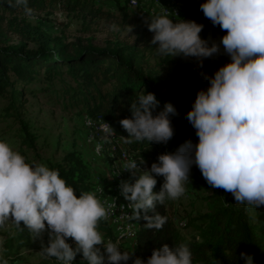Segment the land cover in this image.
<instances>
[{
	"label": "clouds",
	"instance_id": "clouds-1",
	"mask_svg": "<svg viewBox=\"0 0 264 264\" xmlns=\"http://www.w3.org/2000/svg\"><path fill=\"white\" fill-rule=\"evenodd\" d=\"M13 6L32 14L29 0H14ZM200 10L225 32L218 41L201 37L203 24L179 18L165 7L147 12L145 18L153 33L150 43L156 45L152 49L162 57L194 59L201 67L214 56L229 57L204 77L208 86L196 93L186 114L198 142L187 140L175 152L159 154L150 168L141 167L146 164L142 157L128 159L122 166L134 177L119 185L132 210L129 218H143L149 230L159 231L167 223L168 218L156 208L185 195L193 165L209 186L231 193L236 204L255 210L264 206V0H204ZM127 28L133 31V26ZM157 105L152 92L143 89L135 96L130 118L119 121L127 132L122 136L125 143L167 144L173 138L172 118L179 113L169 102L154 114ZM86 123L93 126L92 119ZM98 128L102 143H109L116 134L104 120ZM101 150L102 144L97 143L95 151L100 154ZM157 177L163 178L158 192L154 191ZM76 191L58 169L27 162L0 139V231L10 225L23 229V222L32 240L41 242L40 255L60 264H73L78 254L85 264H128L129 260L132 264H194L187 242L172 247L165 243L147 259H132L133 251L122 249L119 240L106 241L99 230L100 221H108L114 205L106 207L96 191H79V196ZM4 244L0 236V264H8ZM240 258L244 264H255L252 254L241 252Z\"/></svg>",
	"mask_w": 264,
	"mask_h": 264
},
{
	"label": "trees",
	"instance_id": "trees-1",
	"mask_svg": "<svg viewBox=\"0 0 264 264\" xmlns=\"http://www.w3.org/2000/svg\"><path fill=\"white\" fill-rule=\"evenodd\" d=\"M182 4V19L194 20L203 24L200 33L202 38L218 41L225 32L219 26H213L210 20L205 18L200 10V4L204 0H176ZM120 4L115 0L117 14L102 10L95 5V0H29V7L33 10L31 15L44 14L59 11L66 14H76L85 21L90 19L113 20L116 16L118 24L123 27L133 26V32L138 34V40L134 47L120 46L97 47L92 44L85 46L68 43L52 37L39 26H32L26 19L22 7L13 6L14 0H0V95L7 89L11 94H23L24 86L40 77L48 80L55 77L67 76L75 83L74 88L65 91L67 106L70 108H84L88 119L106 121L115 130V137L123 139L127 132L119 121L130 118L129 111L132 101L143 89L155 94L158 105L154 114L164 108L166 103H172L179 115L172 118L174 136L166 144L168 152L176 149L187 140H198L194 128L186 119L193 100L175 87L178 76L161 78L153 70L145 58V50H139V46H150V31L138 20H132L128 12L129 0ZM29 45L33 47L30 48ZM214 58H209L203 66H194L188 62L182 69L185 75L187 87H192L202 82L211 70ZM42 72V74H40ZM14 77L15 84L10 81ZM20 85L21 91L15 89ZM102 136V135H101ZM113 141V140H111ZM30 143V142H29ZM128 144V143H126ZM161 145L147 142L128 144L130 152L125 151L132 159L146 161L145 166L151 167L156 162ZM123 154L120 151L118 160ZM48 167L58 169L62 178L79 191H94L88 166L83 161L79 151L68 152L58 163H48ZM114 185V184H113ZM162 183L157 182L154 191H159ZM108 192L107 194H111ZM105 196V194H104ZM231 193L223 189L216 192L208 203L209 221L207 228H201L199 241L185 239L171 216L170 209L173 201H167L165 205H158L156 211L166 216L167 223L159 231L149 230L145 227L147 221L143 218L136 220L137 229L133 232L135 253L132 259L139 257L147 259L154 248L167 243L170 247L181 242H187L193 253L194 264H244L240 258L241 252L252 254L255 264H264V206H261L258 222H250L245 206H236ZM151 215V213H149ZM117 219V218H116ZM115 218L108 221H100L99 230L105 240L115 242L108 224H113ZM190 223V222H189ZM191 224V223H190ZM190 224H187L190 227ZM23 222L21 228L15 227V231L5 236L4 258L18 259L19 251L29 245L31 236ZM47 243V235L44 237ZM68 242L73 247L74 241ZM45 264H60L55 258L46 259ZM73 264H85L82 254H78ZM128 264H132L129 260Z\"/></svg>",
	"mask_w": 264,
	"mask_h": 264
},
{
	"label": "rangeland",
	"instance_id": "rangeland-1",
	"mask_svg": "<svg viewBox=\"0 0 264 264\" xmlns=\"http://www.w3.org/2000/svg\"><path fill=\"white\" fill-rule=\"evenodd\" d=\"M120 4L125 3L120 1ZM136 5L129 4L128 12L132 20H138L140 24L146 26L145 18L149 13L159 12L163 7L177 5L181 8L180 18L183 15L182 4L176 0H135ZM95 5L102 10L109 11L114 15L117 14L115 0H95ZM149 12V13H147ZM27 21L32 26H39L42 30L49 33L52 37L61 39L63 43H74L85 46L105 48L112 47L115 44L135 46L138 40V34L128 32L127 27L120 26L115 16L113 20L86 19L83 21L81 16L76 14H66L59 11L48 15L35 14L26 16ZM115 24L117 27L112 28ZM152 40L153 33L149 34ZM32 48V45H29ZM156 45L146 49V45H140L139 50H145L144 55L149 65L155 70L161 78L169 79L170 76H178L175 87L178 91L183 92L193 102L196 93L208 86V81L204 79L199 84L187 87L185 75L182 69L188 62L199 66L194 59L183 57H162L154 49ZM214 62L211 64V70L207 75H212L220 66L227 63L229 57L226 55L214 56ZM208 59L204 60L203 64ZM200 67V66H199ZM42 74V72L40 73ZM10 83L15 84L13 76H10ZM75 83L65 75L46 79L40 77L37 81L24 86L21 96L18 93L11 94L7 89L0 95V139L8 142L11 147L25 156L29 163H58L63 157L72 150L80 152L83 161L88 166L91 179L97 187L103 188L104 194L112 192V186L117 180L115 174H119L121 181L132 182L134 177L128 171H123V163L117 158L122 150L130 152L128 144L123 139L102 143L101 135L96 134L93 126H89L84 108H70L67 106V98L64 96L65 91L74 88ZM15 89L21 91L20 85ZM115 137V136H114ZM30 142V143H29ZM198 142L195 140L194 143ZM97 143L102 144L100 154L95 151ZM86 145V148L82 147ZM160 152H168L166 144H160ZM90 148V150H89ZM80 149L83 150L80 151ZM84 155H83V154ZM85 156V158H84ZM141 167H147L142 165ZM148 168V167H147ZM100 170V173L96 170ZM106 171V173L104 172ZM113 173V174H111ZM106 174L105 177L102 175ZM101 175V177L99 176ZM114 180V181H113ZM157 182L163 183L162 177H157ZM190 182L186 185V193L180 199L173 201V207L170 209L171 216L179 229L181 235L191 241H199L202 227L207 228L209 221L205 216L208 214V203L212 196L216 195L219 188H212L207 184L198 167L195 165L191 168ZM94 185V186H95ZM124 204V202H122ZM121 203V204H122ZM236 206L238 205L234 202ZM247 209L250 222H258L260 216L259 209ZM122 211H126L123 209ZM131 214V209L127 210ZM136 220L128 218L121 220V224H108L112 234L116 237L115 242L119 240L122 249L133 251L135 253V243L133 232L137 228ZM191 224H190V223ZM187 224H190L188 227ZM15 231V226L10 225L5 230L0 231V236L5 239ZM45 242V239H44ZM41 242L30 239L29 245L19 251V258H9L8 264H45L46 259L40 255ZM4 254V253H3Z\"/></svg>",
	"mask_w": 264,
	"mask_h": 264
},
{
	"label": "bare ground",
	"instance_id": "bare-ground-1",
	"mask_svg": "<svg viewBox=\"0 0 264 264\" xmlns=\"http://www.w3.org/2000/svg\"><path fill=\"white\" fill-rule=\"evenodd\" d=\"M120 1H125V0H120ZM145 1H147V0H145ZM129 4L134 6V5H136V1L134 2V0H133V2H132V1L129 0ZM167 9L169 11H171V12L176 13L177 16L180 18V13H181L182 9L178 8L177 5H174L172 3V5L167 6ZM101 123H103V121H101L100 119H97V120L93 121V127H94V129L96 131V134H99V135H102V133L99 131V128H98V125L101 124ZM128 159H132V158L130 156H128L126 153L123 152V154L119 158V161L124 164ZM111 174H113V173H111ZM113 177H114V179L116 178L117 180H115L116 182L112 186V193L111 194H105L104 202L114 201V202L117 203V209H113V214L110 217V219L111 218H115V220L113 221V224H117V223H119V221H120V224H121V220L124 221V219L128 218V216L130 215V213L127 211L130 208L127 206L128 205V201H126L123 198V196L120 194V188H119V185H120V182H121L120 175L119 174H115V172H114V176ZM122 202H124V204ZM123 209H126V211L125 212L122 211ZM123 213H126V217H123Z\"/></svg>",
	"mask_w": 264,
	"mask_h": 264
},
{
	"label": "built area",
	"instance_id": "built-area-1",
	"mask_svg": "<svg viewBox=\"0 0 264 264\" xmlns=\"http://www.w3.org/2000/svg\"><path fill=\"white\" fill-rule=\"evenodd\" d=\"M130 1L133 2V0H130ZM147 1H149V0H147ZM112 140H115V141H116L117 138H116V137H113ZM96 192H97V196H98V198L101 200V202H102L106 207H107L108 205H114V207H112V208L110 209V215H109V219H108V220H110V217H111L112 214H113V209H117V203L114 202V201H111V202H104V192L100 191V188H99V187H97ZM123 217H126V213H123ZM117 224H120V221H119V223H117Z\"/></svg>",
	"mask_w": 264,
	"mask_h": 264
},
{
	"label": "crops",
	"instance_id": "crops-1",
	"mask_svg": "<svg viewBox=\"0 0 264 264\" xmlns=\"http://www.w3.org/2000/svg\"><path fill=\"white\" fill-rule=\"evenodd\" d=\"M86 148V145H84L83 147H82V149L83 148ZM82 149H80V151H82L83 152V150ZM89 150H90V148H89ZM83 154V153H82ZM84 155V154H83ZM84 158H85V156H84ZM97 172H99L100 173V170L98 169V170H96V174H98ZM105 173H106V171H104ZM100 177H101V175H99ZM106 176V174H104V175H102V177H105ZM97 186H98V184L96 183V185H95V189H94V191H96L97 190ZM100 189H101V187H100ZM135 229H137V228H135Z\"/></svg>",
	"mask_w": 264,
	"mask_h": 264
}]
</instances>
